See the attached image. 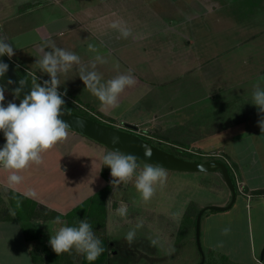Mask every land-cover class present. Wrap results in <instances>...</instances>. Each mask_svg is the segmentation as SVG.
<instances>
[{
	"label": "rangeland",
	"instance_id": "rangeland-1",
	"mask_svg": "<svg viewBox=\"0 0 264 264\" xmlns=\"http://www.w3.org/2000/svg\"><path fill=\"white\" fill-rule=\"evenodd\" d=\"M119 1L112 0L107 4L114 6L129 2ZM84 3L89 4V7L97 5L94 0H84ZM137 4L148 15L143 19L152 21L151 32L155 40L148 42L151 44L153 41L151 45L154 48L152 46L153 51L144 50L146 53L128 49L130 52L125 53V56L132 52L131 58L135 62L132 63L155 83V92L158 90L163 93V96L144 98L140 105L151 108L152 106H147L150 103L159 110L163 107L174 112L177 104H184L187 120L185 130H180L178 126L171 128L169 125H157L148 121L150 116L147 108V114L142 115V119L149 123L134 125L137 129L132 132L151 138L154 145L168 151L180 148L198 154L197 151L205 150L207 152L202 153L203 156H198L200 153L196 156L215 157L220 163H223L221 159H227L231 180L249 197L237 194L234 204L224 211L205 210L200 219L198 245L193 221L184 220L185 210L192 208L193 211H199L207 206H227L231 199L230 190L219 170L174 171L165 168L168 174L166 185L157 187L155 195L148 202L141 199L134 187V179L113 187L108 202L105 236L117 251L127 253L125 257H130L125 258L128 264H197L202 259L199 247L207 262L260 264L264 244L259 245V241L264 212L253 205L255 200L250 198L247 184V190L244 189L245 182L242 179L250 184L264 183V176H259V172L255 171L257 161L250 159L253 156H247V160L253 162L247 166L243 160L246 156L244 148L249 147L250 139L253 141L259 136L264 137L259 126L264 121V113H259L256 118V114L251 112L250 121L246 125L256 130L236 143L235 148L240 149L236 150L238 157L209 149L224 147L220 146L224 144L219 139H224L225 135L217 134L220 129L216 128L228 125L227 121L231 116L225 118L226 111L233 108L232 111L236 112L252 103L255 87L259 85L264 88V0H138ZM166 25L169 26L168 30H165ZM173 44L178 48L179 55L171 54ZM144 46L148 47L147 44ZM33 78V82L43 86V81ZM157 81H162L159 87ZM58 91L62 97L79 104L81 108L91 109L88 104H83L85 101L79 96L74 98L65 90ZM238 94L246 96V100L239 99ZM9 102L18 105L20 100L6 89L4 106ZM95 109L93 107L92 111ZM97 118L108 122L100 115ZM119 122L120 127L124 128V122ZM258 129L260 134L256 132ZM229 146L231 142L228 141L226 149ZM55 148L67 156L63 164L69 167L68 171H74L72 175L63 169L57 172L58 192L62 197H68L66 189L73 184L72 179L79 181V187L82 182L85 183L87 195L100 188L102 179L99 168L102 166V156L109 151L106 146L70 131L68 139ZM213 153L221 154L224 158L213 156ZM144 164L143 161L138 162L137 171ZM112 179L110 173L105 178L110 184ZM252 193L254 198L258 196L255 192ZM121 201L128 206L126 217L116 215L115 210ZM61 221L62 224L49 219L35 224L32 222L31 225L38 229L40 235L34 243L49 244L51 235L59 227L66 226V221ZM137 224L141 226L136 227ZM224 228L230 229L227 235L222 234ZM31 229L35 231L34 228ZM133 229L136 236L129 244L125 236ZM3 238L4 246L22 248V243L17 241L12 230ZM251 238L255 239V243H251ZM72 259L75 264H80V256ZM125 259L115 260L118 264H125Z\"/></svg>",
	"mask_w": 264,
	"mask_h": 264
},
{
	"label": "crops",
	"instance_id": "crops-1",
	"mask_svg": "<svg viewBox=\"0 0 264 264\" xmlns=\"http://www.w3.org/2000/svg\"><path fill=\"white\" fill-rule=\"evenodd\" d=\"M94 1H97V5L93 4L89 7V4L85 5L84 0H0V38L11 43L15 52L10 60L25 72H30L32 76L44 82L50 80V76L40 71L39 66L36 64L37 60L42 57V48L45 51H52V47L49 45H54L57 48L75 53L80 57L81 65L74 66L73 69L67 73L59 74V90H65L74 98L79 96L85 101L83 104H88L91 106V109L93 107L96 108L95 111L97 113L110 118L119 125H121L119 121L124 122L123 126H125V124H148L153 121L157 123V125L163 124L166 127L169 125L171 128L178 126L180 130H185L187 117L184 111V104H177L174 108V112L163 107L159 110L156 107L154 108V105L150 103H148L147 106L150 105L152 106L151 108L140 105L144 98L163 96V93H161V91L158 92V90L155 92V83L149 80L142 70L133 64L135 62L133 58H131L132 52L129 53L128 56H125V53L130 52L128 49L140 50V52L146 53L144 50L147 49L148 51V49H151L153 51L154 48V46L151 45L153 41L151 44L148 42L149 40H155L153 32H151L152 21L143 19V17L147 18L148 15L144 14V12L138 8V0H129V2L127 1L125 4H114V6L107 4L108 1L112 0ZM161 20L163 21L164 19ZM113 22H120L121 26L131 31V35L128 38L122 37L118 29L111 27ZM168 29L169 26L166 25L165 30ZM144 44H147L148 47L144 46ZM89 45H92L95 50H91ZM183 46H185V44H183ZM175 47V45L172 47V52L170 48L167 47L168 51H170L173 56H175V54L179 55L180 53L178 48ZM175 50H177V53ZM97 55L101 56L107 62L103 64L97 62L96 68L92 69L91 65L95 61ZM81 67L89 71H97L102 75L103 81H107L118 74L131 71L137 83L135 86L127 88L124 93L121 94L118 107L103 110L98 98L86 88V85L81 80L79 76ZM156 84L159 87L162 81H157ZM237 97L243 101L246 100V96H241V94H238ZM237 97L234 100H236ZM245 104L246 103H244V105ZM147 108L150 116L148 119L149 122L142 119V115L147 114L145 113ZM232 109L233 108L226 111L225 118L231 116L228 118V125L216 128L220 129L217 134L225 135L224 139H219L221 144H224L220 146L224 147H221L222 150L220 147L218 150H209L212 152H223L224 154L231 153L233 156L237 155L238 157L236 150L240 151V149L235 148L236 143L239 139L246 137L245 135L256 130L254 127L252 128L246 125V122L250 121V114L253 112V114H256V118H258L261 111L257 106L252 105V103L244 106L242 109H238L236 112H233ZM193 128L195 129L194 126ZM239 130L241 134H239ZM70 131L77 133L72 130ZM256 132L259 133V129ZM243 133L244 135H242ZM0 135V148H2L6 140L5 138L3 139V133ZM228 141L231 142V146L226 149V143ZM249 143V147H245L246 143L244 142L245 148H243L246 150V156L243 157V160L246 162V165H244L247 166L257 161L255 164V171L259 172V176L263 177L264 137L259 136L257 140L254 139L253 141L250 139ZM201 151H203V153L207 152L205 150ZM250 154L253 156L250 158L253 162L247 160L249 159L247 156H250ZM66 157L67 156L64 154L58 152L56 148L48 151L44 154L43 164L39 166L32 165L30 168L20 173V175L24 177L23 182L14 189L7 187V176L9 173L0 168V198L6 205L4 207V204H2V213L0 215V264H34L31 248L36 245L34 243L35 239L29 241L26 238L23 224L14 216V212L9 204V192L11 190L61 214L70 211L73 207L91 195H87L88 193L84 190L85 183L82 182L79 187V181L77 179H72L71 182H73V184L69 189H66V195H68V197H62V195L59 194L57 172L62 169L71 175L74 172L73 170L68 171L69 167L63 164L65 163ZM237 160L239 159L237 158ZM101 168L102 166L99 168V175L102 179L100 188L107 183L105 178L101 175ZM86 179L88 180V177H86ZM242 180L245 182L243 184L244 189L247 190L245 187L247 184L248 192L251 194L250 198L255 200L253 205L258 206V208L264 212V195L258 194V196L254 198L255 195L252 193L259 189H263L264 183L250 184L244 179ZM100 188L98 187V189ZM30 189L37 193L35 198L27 195ZM240 195L244 197L242 194ZM5 208L7 211L4 210ZM55 220L56 219H49V221ZM37 221L43 220L37 219L32 222L35 224ZM11 230L14 232L17 241L22 243L21 249L15 247L10 248L8 245L4 246L3 237L6 236V234L9 235ZM252 242L255 243V239L253 240L251 238V243ZM262 244H264V224L261 229L259 241V245ZM74 250L75 249L59 256L55 253L57 258L55 261L56 263L50 264H75L72 258L74 256L75 258L81 256V253ZM39 252L42 253V251ZM263 259L261 264H264Z\"/></svg>",
	"mask_w": 264,
	"mask_h": 264
},
{
	"label": "clouds",
	"instance_id": "clouds-1",
	"mask_svg": "<svg viewBox=\"0 0 264 264\" xmlns=\"http://www.w3.org/2000/svg\"><path fill=\"white\" fill-rule=\"evenodd\" d=\"M111 27L118 29L124 38L131 35V31L121 26L120 22H113ZM49 46L52 47V51H45L42 48V57L36 62L40 71L50 76V80L44 81L43 86L33 82L30 93L26 94L18 105L9 102L7 106H4L6 88L0 85V132H3L6 140L0 148V168L9 173L7 187L10 189H14L23 182L24 177L20 175L21 172L32 165L43 164L44 154L66 141L71 130L68 123L61 118L65 114L62 111L65 102L58 91L59 74L67 73L74 66L81 65V59L75 53L54 45ZM89 48L95 50L92 45H89ZM14 54L13 45L0 38V56L7 55L11 58ZM97 62L103 64L107 61L97 55L91 65L92 69L96 68ZM8 67V64L0 62V77L7 73ZM79 76L86 88L98 98L103 110L118 107L121 94L137 83L131 71L103 81L102 75L97 71H89L81 67ZM12 83V80H8V84ZM25 83L24 80L19 82V87L13 92L15 97H19ZM252 104L264 112V88L259 85L253 91ZM259 126L264 132V121H261ZM111 142L119 143V137L113 136ZM144 155L151 158V149L145 147ZM102 163L111 170L113 187L127 184L134 179V187L144 202L150 201L157 187L162 188L167 182L168 174L165 168L145 163L143 168L137 171L139 168L137 157L124 154L119 150H109L102 156ZM27 195L35 198L37 193L30 189ZM115 211L116 215L126 217L128 206L121 201ZM55 223L62 224L63 222L57 217ZM140 226L137 224L136 227ZM229 232V228L222 230L223 235ZM135 236L136 232L133 229L126 234L125 239L131 244ZM153 243L155 244V241ZM49 244L57 256L75 249L89 262H94L104 252L101 240L96 237L92 226L86 219L81 220L78 226L59 227L55 234L51 235Z\"/></svg>",
	"mask_w": 264,
	"mask_h": 264
},
{
	"label": "trees",
	"instance_id": "trees-1",
	"mask_svg": "<svg viewBox=\"0 0 264 264\" xmlns=\"http://www.w3.org/2000/svg\"><path fill=\"white\" fill-rule=\"evenodd\" d=\"M12 63L14 65V67L19 71V73L27 81H29L32 84L34 81V78H33L34 76H32L29 73L22 70L20 67H18L16 64H14L13 61H12ZM60 91H63V90L60 89ZM63 99L65 102L63 107H65L67 110L72 111L76 114L88 117V118H90L96 122L103 123V124L108 125V126H112V125L104 122L103 120H101V118H97V117H98V115H100L102 118L107 119L109 122H114L110 118H107V117L103 116L102 114H99L95 111H92V109H89V108L88 109L86 108L87 110H85V109L81 108L79 104H74L73 101L67 100L66 97L65 98L63 97ZM112 127H114V126H112ZM139 137H141L142 139H144L145 141H147L149 143H152L151 138L149 139V137H147V136L139 135ZM155 146H157L158 148H160L164 151H167V152H169V153H171V154H173L179 158L190 160V161H197V162H201V161H205V160H216L217 161V159L215 157H213V158L197 157L196 155H198L199 153L200 154L198 156H203V155H201L203 152H200V151H197L198 154L196 152L191 151V150L180 149V148L179 149L175 148V150H173V148H172V151H168V150H165L158 145H155ZM194 155H195V157H194ZM204 156H206V155H204ZM221 160L225 164V166L227 167V170L230 174V168H228V164L226 163V161L224 159H221ZM138 162H140V160H137V163ZM215 170H219V169L215 168ZM110 172H111L110 168L107 166H103V164H102L101 175L103 176V178H106V176ZM230 177L232 178L231 174H230ZM232 181H233V183L235 182L233 179H232ZM235 187H236V185H235ZM112 190H113V186L110 183H106L104 186H102L100 189L95 191L93 194H91L89 197L84 199L82 202L77 204L75 207H73L70 211L66 212L65 214H61L55 210H52V209H50L44 205H41V204L29 199L28 197H26L20 193L12 191V190L9 192V204H10L12 211L14 212V216L16 218H18L19 221H21V223L23 224V229H24L26 238L29 241L34 240V239L36 240L40 236L38 229H36L34 226L31 225L33 220L56 219L57 217H59L61 220L66 221V226H78V224L81 220L86 219L90 223V225L92 226V229H93L96 237L101 240V246L104 248V252L94 262H89L85 258V256L83 254H81L80 264H118L115 259L118 258L119 260H122V258L125 259L126 257L127 258H130V257L129 256L125 257V255L127 253H124L123 251H117V249H115L113 246H111V243L109 242V240L105 236V230H106V224H107L108 202H109V196H110ZM236 193L239 194L237 187H236ZM255 193L264 195V188L255 191ZM2 204H4V207L6 206L5 203H3V201L0 198V215L2 213V210H1ZM4 210L7 211L6 208ZM198 212H199L198 210L193 211L192 208L186 209L184 214H183L184 220L185 221H187V220L193 221V225L195 226L196 217H197ZM31 228H34L35 231H33ZM141 246H143V245H141ZM50 248H51V246L49 244H42V243L36 244L35 246H33V248H31V253H32V258L34 260V264L56 263L55 261L57 258L55 256V253L53 252V250H51ZM39 251H42V253H40ZM199 252L202 256V259L197 264H222L221 262L218 263L215 261H212V262L208 261L207 262L205 260L202 249H201V251L199 250ZM123 262L125 264H128V263H126V259L123 260ZM127 262H128V259H127Z\"/></svg>",
	"mask_w": 264,
	"mask_h": 264
},
{
	"label": "water",
	"instance_id": "water-1",
	"mask_svg": "<svg viewBox=\"0 0 264 264\" xmlns=\"http://www.w3.org/2000/svg\"><path fill=\"white\" fill-rule=\"evenodd\" d=\"M0 62L6 63L9 66L7 73L3 77H0V85H3L11 94H13L15 88L19 87V82L21 80L26 81L19 97H16L21 101L26 94L30 93L32 87L31 83L19 73V71L14 67L12 61L7 55L0 56ZM8 80H12L13 83L8 84ZM62 111L65 114L61 118L68 123L72 131L82 134L106 146L109 150H119L124 154H132L137 157V160L143 161L145 163H151L153 165H159L163 168L174 171H200L218 168L224 178L226 185L230 190L231 199L227 206H207L199 210L195 223V236L198 245L200 219L202 213L208 209L224 211L234 204L237 196L236 187L231 180L225 164L220 163L216 160H205L197 162L179 158L167 151L158 148L152 143L145 141L144 139L133 133L132 130L135 131L137 128L136 126L131 124H125L124 128L121 129L96 122L88 117L69 111L65 107H62ZM113 136L119 137V143L113 144L111 142ZM145 147L151 149V158H148L144 155ZM199 250L201 251L200 247ZM263 253L264 248L260 255V264L263 259Z\"/></svg>",
	"mask_w": 264,
	"mask_h": 264
},
{
	"label": "built area",
	"instance_id": "built-area-1",
	"mask_svg": "<svg viewBox=\"0 0 264 264\" xmlns=\"http://www.w3.org/2000/svg\"><path fill=\"white\" fill-rule=\"evenodd\" d=\"M30 75H31V73L30 72H28ZM104 122H106V123H108V124H110V125H112V126H114V127H116V128H121L120 127V125L119 124H117L116 122L114 123V122H107V121H104ZM215 153H213L212 155L213 156H219L220 158L222 157V158H224V156L223 155H221V154H218V155H214ZM225 159V158H224ZM225 161L228 163V161H227V159H225ZM236 187H237V185H236ZM237 190H238V192L240 193V194H242V195H244L245 197H249V195L247 196V193L245 192V191H243V190H241V189H239L238 187H237Z\"/></svg>",
	"mask_w": 264,
	"mask_h": 264
}]
</instances>
